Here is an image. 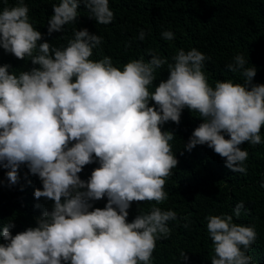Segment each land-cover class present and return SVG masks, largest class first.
I'll use <instances>...</instances> for the list:
<instances>
[{"label":"clouds","instance_id":"obj_1","mask_svg":"<svg viewBox=\"0 0 264 264\" xmlns=\"http://www.w3.org/2000/svg\"><path fill=\"white\" fill-rule=\"evenodd\" d=\"M80 4L89 19L112 23L109 0H59L52 5L48 35L74 23ZM28 12L24 0L0 11V48L39 66L19 74L0 66V165L10 169L7 179L14 185L25 164L42 182L34 197L53 206L35 227L14 236L11 222L3 226L0 236L7 243L0 244V264H151L156 242L170 236L167 222L176 213L154 206L131 223L127 216L132 202L167 199L164 185L178 161L169 143L173 134L160 126L179 124L184 108L198 112L203 122L185 149L207 144L233 173L246 174L248 152L239 145L264 142V85L251 84L256 69L246 67L248 59L237 54L226 67L241 71L244 83L218 81L213 88L202 70L208 57L195 48L178 50L172 63L150 51L148 62L131 60L121 70L109 56L90 59L102 38L87 29L74 28L73 39L62 49L38 44L42 36ZM161 35L174 39L171 31ZM144 37L141 30L138 38ZM165 64L167 80L150 92L155 70ZM94 158L99 166L82 181L78 173ZM104 197L103 209L90 210L89 201ZM241 209L243 201L235 205L236 217ZM206 220L211 264H252L247 252L257 239L253 226L234 223L228 214Z\"/></svg>","mask_w":264,"mask_h":264},{"label":"trees","instance_id":"obj_2","mask_svg":"<svg viewBox=\"0 0 264 264\" xmlns=\"http://www.w3.org/2000/svg\"><path fill=\"white\" fill-rule=\"evenodd\" d=\"M24 3L29 8L30 23L41 33L38 44L48 42L62 49L73 39L74 28L87 29L89 34L102 38L90 59L98 61L109 56L113 65L121 70L131 60L148 62L150 51L172 63L178 50L187 52L195 48L208 57L202 70L213 88L218 81L244 83L241 71H229L226 67L237 54H242L248 59L246 67L256 69L251 84L264 85V0H109V8L114 13L109 25L89 19L90 13L80 4L76 21L51 35L47 32V22L53 15L52 5L59 0H24ZM16 4L17 0H0V11ZM141 30L145 33L142 41L138 38ZM164 31L173 32L174 39H164L161 35ZM4 65L10 66V74L39 67L32 65L28 57L18 60L0 48V66ZM154 75L156 80L149 86L150 92L159 82L167 80V64L156 69ZM149 106H154L153 102L150 101ZM201 119L198 112L184 108L179 124L167 121L160 126L162 132L173 134L174 139L169 143L178 161L164 185L167 199L160 204L132 202L127 222L150 212L154 206L174 211L176 219L167 222L171 234L167 239L157 240L151 264H211L214 251L206 217L233 215L234 223L255 228L257 239L247 255L252 257V264H264V142L239 145L248 152L244 162L246 174L233 173L225 166V159L207 144L197 145L191 151L185 149L193 131L203 122ZM224 135L225 139L229 138ZM260 135L264 141V127ZM98 166L94 158L93 163L78 173L79 178L87 182ZM8 171L10 169L0 165V230L11 222L14 227L10 232L14 236L35 227L43 212L51 211L53 201L34 197L36 189L42 190V182L25 164L20 165L14 185L7 179ZM241 201L244 209L236 217L233 210ZM89 203L90 210L103 209L107 197ZM4 243L7 242L0 236V244ZM182 252L188 257L186 261Z\"/></svg>","mask_w":264,"mask_h":264}]
</instances>
